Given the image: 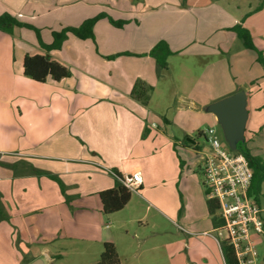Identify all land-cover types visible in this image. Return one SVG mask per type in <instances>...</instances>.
I'll return each instance as SVG.
<instances>
[{"label": "crops", "instance_id": "obj_1", "mask_svg": "<svg viewBox=\"0 0 264 264\" xmlns=\"http://www.w3.org/2000/svg\"><path fill=\"white\" fill-rule=\"evenodd\" d=\"M154 1L0 0V15L8 12L36 27L45 44L51 42L52 31L105 14L93 24L94 40L69 35L59 49L48 52L33 29L17 26L11 34L0 31V160L13 164L12 168L0 165V201L7 216L0 220V264H24L25 258L36 257L53 264L66 253L67 241L86 239L95 243L92 254L104 242H112L122 264L120 256H126V250L118 248L109 228L127 236V226L139 220L140 205L146 204L144 194L150 198L149 206L185 230L184 239L163 245L169 264H226L216 237L205 234L216 225L208 212L203 180L195 171V167L202 171L208 147L194 139V130L204 122L216 123L215 116L203 110L212 102L203 90H209L206 81L216 77L213 64L201 65L197 77L179 80L170 68V56L183 46L198 44L184 42L187 27L174 37L151 25L145 16L154 13L150 9ZM209 1L185 0L180 10L206 12ZM57 9L63 13L53 16ZM263 10L264 4L257 12ZM239 24L244 26L243 21ZM249 33L264 49V33ZM160 39L172 51L164 70L147 54ZM211 47L220 51L219 46ZM200 51L201 56L211 54L204 46ZM25 53H45L70 74L59 81H34L22 72ZM241 62L246 73L262 70L257 56L237 64ZM181 70H187L185 65ZM137 81L152 86L146 105L131 96ZM241 81L236 90L243 88L247 94V146L264 160V105L249 92L253 80ZM261 87L251 88L257 92ZM200 132L205 139L204 131ZM107 170L118 176L133 172L141 176L137 190L130 191L136 197L130 196L122 209L110 214L102 212L98 195L115 186L117 178ZM261 218L264 223L262 214ZM103 224L110 231L107 236L101 233ZM133 235L140 238L138 230ZM154 260L151 256L148 264Z\"/></svg>", "mask_w": 264, "mask_h": 264}, {"label": "rangeland", "instance_id": "obj_2", "mask_svg": "<svg viewBox=\"0 0 264 264\" xmlns=\"http://www.w3.org/2000/svg\"><path fill=\"white\" fill-rule=\"evenodd\" d=\"M133 1L135 0H128L129 3ZM151 4L154 6L150 9H153L154 13H149L145 16L147 20L152 21L151 25L156 29H160L161 27V33L169 34L174 37H176V35L178 36V33L174 34L177 30L183 32L187 27L188 31L184 33L186 37L184 42L196 40L198 44L183 46V50L170 56V68H172L173 73L179 77V80L186 75L197 77L200 73V66L207 62L213 64L211 67L217 77H215L214 80L208 79L206 83L210 85V89L203 90L204 92H209L210 101L223 98L231 94L232 91L235 92L236 88H238L239 81L252 79L253 82L251 87H257V89L258 85L262 87L256 92L249 85V92L251 95L255 94V96H257V101H260L262 105H264V80L260 79V73L262 72L264 74V65L259 62L262 70L258 74H256L257 72H255L254 69L246 73L244 67L245 62H241L239 65L237 62L241 60L250 61L256 57L257 54L254 51L246 49L237 34L234 31L228 30V28L243 21L244 27L248 30L250 29L249 31L252 35H261L264 33V10L257 12L260 10V5L264 4V0H210L204 7L206 12L204 10H199L198 13L193 11L185 14L180 10L186 6L185 0H156ZM59 13H63V10L57 9L53 11L52 14L53 16H57ZM50 19H52V17ZM195 19L196 24H194ZM246 19L249 21L248 25L246 24L247 26L245 25ZM38 21L39 19L37 22ZM50 21L51 20H48V22ZM221 27H227V29H222ZM182 32H179V35H181ZM253 44L257 47L254 41ZM202 46L207 47L211 54L208 56H201L200 50ZM211 46H219L220 51L216 48H214L215 51H213ZM257 49L262 52L260 54L263 57L264 49L261 50L258 47ZM212 51L214 53H212ZM198 60L199 64L197 63ZM184 65L187 70H181ZM242 81L240 83H244ZM180 88L183 89L184 85L181 84ZM198 89L202 91L201 87ZM262 113H264V110ZM210 125L211 123L207 122L200 124L199 129H195L193 134L194 139L202 146H207L208 149V143L203 136L198 135V131H205ZM213 127L216 129L218 139L221 142H225L220 126L215 123ZM195 171L198 173L200 179L203 180L202 171L198 169V167H195ZM255 194L256 193L252 194L251 197L261 204V208H264V181L261 184L260 193L258 195ZM144 195L146 197V204L143 203L140 205L138 214V217H140L139 220L130 222V225L127 226L128 235L126 236L119 230L112 231L111 227L109 230L112 235H116L119 241L118 248L121 250V247H124L126 250V256H120L122 264H126L127 261L131 262L139 259L145 260L146 264H148V260L151 256L155 258L153 264H169V257L163 245L166 241H172L178 238L184 239L185 230H182L184 232L180 231V229H183L181 226H178L180 228H178V230L171 221L165 218L164 214L161 213L157 207L153 205L149 206L148 202H150V198L146 194ZM131 197H136V195L131 192ZM147 205L148 207H146ZM261 214L264 218V211H262ZM102 228L103 230L101 233L107 236L110 231L105 227V224H103ZM136 230H138L139 239L135 238L133 235ZM208 233L216 238H220L218 236V231L215 229H213V232ZM252 236L255 240L254 245L257 252L254 264H264V235L255 233ZM94 244V241L90 239L79 240V242L67 241L66 253L61 258L56 257L53 264H87L95 261L99 258L103 250V245L100 246V250L92 254ZM154 248L158 249L154 250ZM27 259L28 258H25V260Z\"/></svg>", "mask_w": 264, "mask_h": 264}, {"label": "trees", "instance_id": "obj_3", "mask_svg": "<svg viewBox=\"0 0 264 264\" xmlns=\"http://www.w3.org/2000/svg\"><path fill=\"white\" fill-rule=\"evenodd\" d=\"M104 16V13H99L93 18L84 20L79 26H66L59 31H52V40L49 44L42 42L39 36V30L36 27L31 24L18 21L17 18L8 12H4L0 15V31L11 34L14 27L17 26L33 29L37 33L40 46L48 52L50 49H59L63 41L69 35H73L81 39L90 38L94 40L92 30L93 24L97 19ZM109 20L111 23L115 24L113 19L109 18ZM228 30L234 31L237 34V36L242 40L245 48L254 50L257 53L258 61L264 65V58L253 44L252 37L247 28L238 23L228 28ZM147 54L154 58L159 70H164L168 66V57L172 54V51L169 49L168 43L165 40L160 39L152 46ZM21 67L24 75L37 82H44L47 78L59 81L70 74L69 69L65 65L53 60L45 53H25L21 59ZM151 90L152 86L147 85L142 81H137L131 90V96L140 101L143 105H146L149 100ZM198 133L202 134L200 131H198ZM236 151L242 153L247 158L249 166L253 172L248 194L252 195L256 193L255 195H258L261 190V183L264 181V160L259 156L251 154L250 149L247 146L246 138L243 143H239ZM0 165L8 168L13 167V164L4 163L1 160ZM98 195L102 205V212L110 214L122 209L125 206L130 199L131 192L118 179H116L114 187L102 190L98 192ZM207 208L216 225L215 227L219 226L221 221L216 214L217 204L214 201L207 199ZM2 219H7V216L0 201V220ZM221 250L226 264H238L234 250L226 240L221 242ZM30 260L31 259L26 260L24 264L28 263ZM92 264H120L114 244L112 242H104L103 250L100 253L99 258Z\"/></svg>", "mask_w": 264, "mask_h": 264}, {"label": "built area", "instance_id": "obj_4", "mask_svg": "<svg viewBox=\"0 0 264 264\" xmlns=\"http://www.w3.org/2000/svg\"><path fill=\"white\" fill-rule=\"evenodd\" d=\"M203 134L209 145L201 162L203 185L207 199L217 204L216 214L221 221L215 227L220 237L216 240L220 246L225 240L232 246L238 264H254L257 252L251 234L264 235V223L262 208L248 194L252 169L242 153L230 150L226 142L218 139L213 126ZM107 171L130 191H136L141 182L140 172L118 176Z\"/></svg>", "mask_w": 264, "mask_h": 264}, {"label": "water", "instance_id": "obj_5", "mask_svg": "<svg viewBox=\"0 0 264 264\" xmlns=\"http://www.w3.org/2000/svg\"><path fill=\"white\" fill-rule=\"evenodd\" d=\"M203 110L215 116L228 148L236 151L239 143L245 141V128L248 119L247 94L243 89L212 101ZM26 264H46L44 258L36 257Z\"/></svg>", "mask_w": 264, "mask_h": 264}]
</instances>
